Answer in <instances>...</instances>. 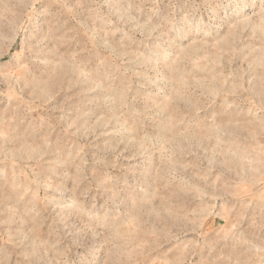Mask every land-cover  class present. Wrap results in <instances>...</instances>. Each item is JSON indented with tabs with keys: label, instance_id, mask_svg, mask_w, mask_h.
I'll return each mask as SVG.
<instances>
[{
	"label": "rangeland",
	"instance_id": "rangeland-1",
	"mask_svg": "<svg viewBox=\"0 0 264 264\" xmlns=\"http://www.w3.org/2000/svg\"><path fill=\"white\" fill-rule=\"evenodd\" d=\"M0 264H264V0H0Z\"/></svg>",
	"mask_w": 264,
	"mask_h": 264
}]
</instances>
